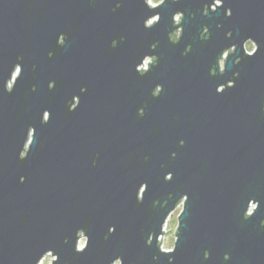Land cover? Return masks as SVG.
Instances as JSON below:
<instances>
[{
	"label": "water",
	"instance_id": "1",
	"mask_svg": "<svg viewBox=\"0 0 264 264\" xmlns=\"http://www.w3.org/2000/svg\"><path fill=\"white\" fill-rule=\"evenodd\" d=\"M49 252L264 264V0H0V264Z\"/></svg>",
	"mask_w": 264,
	"mask_h": 264
},
{
	"label": "rangeland",
	"instance_id": "2",
	"mask_svg": "<svg viewBox=\"0 0 264 264\" xmlns=\"http://www.w3.org/2000/svg\"><path fill=\"white\" fill-rule=\"evenodd\" d=\"M151 4L156 5L159 4L160 2H162L163 0H148ZM180 14L177 15V19H179ZM158 17L157 15L153 18H151L149 20V22H153L154 20H156ZM178 33H180V29L178 30ZM246 47L249 51H252L255 47V44L253 41H247ZM148 61L150 60L149 58L147 59ZM222 65L224 63V60L221 61ZM146 66L148 67L147 63ZM183 208V204H179L174 211L169 215V219L167 221V231L165 233V235L162 238V243H163V247L167 248V249H171L174 247V243H175V239H176V229L178 226V217L180 215V212L182 211ZM86 242V237L83 235L79 241V245L82 246L84 245ZM54 255L53 253H47L43 259L40 261L39 264H51L53 261ZM115 264H119V260L115 263Z\"/></svg>",
	"mask_w": 264,
	"mask_h": 264
},
{
	"label": "flooded vegetation",
	"instance_id": "3",
	"mask_svg": "<svg viewBox=\"0 0 264 264\" xmlns=\"http://www.w3.org/2000/svg\"><path fill=\"white\" fill-rule=\"evenodd\" d=\"M178 35H179V34H178V31H177V32L175 33V36H174V34H173L172 37H175V38H176V37H178ZM62 38H63V35H61V40H62ZM250 41H251V40H250ZM222 60H224V59H222ZM222 60H221V61H222ZM145 61H146V60H145ZM144 63H145V62H144ZM144 63L138 66V69L141 70L142 72L145 71ZM223 64H224V63H223ZM221 65H222V63H221ZM222 66H223V65H222ZM158 89H159V88H158ZM158 89H157V92H158ZM78 100H79V98L76 96V101H75V103L73 104V106H74L75 104L78 103Z\"/></svg>",
	"mask_w": 264,
	"mask_h": 264
},
{
	"label": "snow or ice",
	"instance_id": "4",
	"mask_svg": "<svg viewBox=\"0 0 264 264\" xmlns=\"http://www.w3.org/2000/svg\"><path fill=\"white\" fill-rule=\"evenodd\" d=\"M189 51H191V49H189ZM185 55H187V53H185ZM51 80H54V78H53V79H51ZM55 86H56L55 84H51V83H49V84H48V87H49V88H54ZM35 90H36V89H35V88H33V91H35ZM140 115H143V113L141 112V113H140ZM47 119H48V114H47V113H45V120L47 121ZM21 159H22V158H21ZM244 219H246V220H247V219H248V217H247V216H245V217H244ZM105 239H107V237H105Z\"/></svg>",
	"mask_w": 264,
	"mask_h": 264
},
{
	"label": "built area",
	"instance_id": "5",
	"mask_svg": "<svg viewBox=\"0 0 264 264\" xmlns=\"http://www.w3.org/2000/svg\"><path fill=\"white\" fill-rule=\"evenodd\" d=\"M146 63H147V65H148V60H147V59H146V61H145V63H144V66H145V67H147V66H146ZM181 203H183V202H181ZM181 203H179V204H181ZM251 210H252V209H251ZM251 210H250V211H251ZM168 219H169V217H168ZM168 219H167V221H168ZM167 221H166V223L163 225V226H164L163 229L165 230V232L159 236V237H160V240H161L162 235L164 236L165 233H166V231H167V226H166V225H167ZM161 245H162L161 247H163V243H162V242H161ZM163 248H164V249H167V248H165V247H163Z\"/></svg>",
	"mask_w": 264,
	"mask_h": 264
},
{
	"label": "trees",
	"instance_id": "6",
	"mask_svg": "<svg viewBox=\"0 0 264 264\" xmlns=\"http://www.w3.org/2000/svg\"><path fill=\"white\" fill-rule=\"evenodd\" d=\"M174 36H175V34H174Z\"/></svg>",
	"mask_w": 264,
	"mask_h": 264
}]
</instances>
